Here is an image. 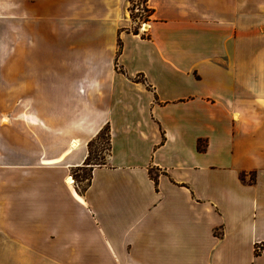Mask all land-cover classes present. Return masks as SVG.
Returning a JSON list of instances; mask_svg holds the SVG:
<instances>
[{"label": "crops", "instance_id": "1", "mask_svg": "<svg viewBox=\"0 0 264 264\" xmlns=\"http://www.w3.org/2000/svg\"><path fill=\"white\" fill-rule=\"evenodd\" d=\"M146 2L132 34L126 0H0L31 106L0 129V264H264V0Z\"/></svg>", "mask_w": 264, "mask_h": 264}, {"label": "rangeland", "instance_id": "2", "mask_svg": "<svg viewBox=\"0 0 264 264\" xmlns=\"http://www.w3.org/2000/svg\"><path fill=\"white\" fill-rule=\"evenodd\" d=\"M143 0H126V20H127V32L132 34H138L147 29L143 24L149 21L148 10L143 13H134L130 10L131 5L136 2L141 3ZM147 1V0H146ZM145 8V7H143ZM133 9V7L131 8ZM16 24L12 21H9L7 24L0 23V60L3 55L4 62L8 65V72L5 74L0 73V78L2 75H5V78L9 81V98L8 103L0 104V129L8 127L9 129L23 128V122L17 121L18 112H28L31 111V106H22L17 104L16 99V64H17V34H16ZM125 27V25H124ZM2 39V40H1ZM120 43L118 41V47ZM118 50V49H117ZM2 62L0 61V64ZM106 158V143L103 140L96 141L90 147V162L91 163H100ZM73 182L78 186L79 189H82L87 183L85 179L88 176V169H74L71 172Z\"/></svg>", "mask_w": 264, "mask_h": 264}, {"label": "trees", "instance_id": "3", "mask_svg": "<svg viewBox=\"0 0 264 264\" xmlns=\"http://www.w3.org/2000/svg\"><path fill=\"white\" fill-rule=\"evenodd\" d=\"M151 14V11L148 10V15ZM135 34V33H134ZM119 53V47L117 50V54ZM103 140L106 143V155L109 152V132H108V127L104 126L99 132L98 134L88 143L87 148H88V155L83 163V168L82 169H88V176L85 178L87 180V183L84 185V188L87 186L88 182H89V178H90V170H91V166L93 165H104L105 164V160H102L100 163H91L90 162V147L98 140ZM198 150H201L200 148V143L198 144ZM86 166V167H85ZM88 167V168H87ZM151 173V172H150ZM150 176H152L150 174ZM153 178H155L154 176H152ZM81 192V191H80Z\"/></svg>", "mask_w": 264, "mask_h": 264}, {"label": "built area", "instance_id": "4", "mask_svg": "<svg viewBox=\"0 0 264 264\" xmlns=\"http://www.w3.org/2000/svg\"><path fill=\"white\" fill-rule=\"evenodd\" d=\"M132 7H133V9H131ZM143 7H145V8H143ZM131 8H130V10L136 14L141 13V12L145 13L148 10L146 0H143L141 3L136 2L135 4H133V6L131 5ZM148 18H149V16H148ZM147 24H148V21L145 22L143 24V26L147 27ZM255 251L259 252V253H264V246H257L255 248Z\"/></svg>", "mask_w": 264, "mask_h": 264}]
</instances>
